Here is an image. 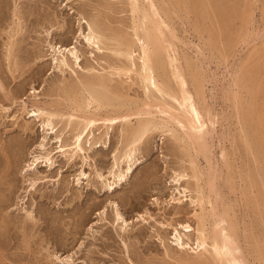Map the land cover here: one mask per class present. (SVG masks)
I'll list each match as a JSON object with an SVG mask.
<instances>
[{"label":"bare ground","instance_id":"6f19581e","mask_svg":"<svg viewBox=\"0 0 264 264\" xmlns=\"http://www.w3.org/2000/svg\"><path fill=\"white\" fill-rule=\"evenodd\" d=\"M95 1V5L101 10H106L108 13L123 14L119 19L116 17L118 27H112L110 22L101 21L98 19L99 17L86 20L83 15V17L78 15L76 18L78 33L69 46L55 44L51 40L53 28L50 29V27L53 24L43 29L44 38H42L41 43L50 50L54 66L61 72L69 69L73 78L69 80V83L64 84V93L61 95L63 101L59 98H57L58 101L42 100L34 94L29 105L23 100L19 102L20 109L23 111L28 109L29 118L36 120L42 130L45 131L37 146L43 152L40 154L30 152L23 166H15L12 165L10 159L15 153H20L21 149L14 147L15 150L9 151V148L5 149L0 141V163L2 167L0 170V203L9 204L10 201V204H13L11 201L14 200L15 209L18 210L15 212H19L18 216H21L17 222L24 224V226L25 223H31L30 225L35 226L37 221L33 212L37 202L35 203V200L31 199L27 206L26 199L30 194H34V191L36 192L39 183L45 182V177L39 175L38 165L44 163L43 166L51 168L55 163L52 159L55 154L64 158L65 163L68 164L73 163L76 158L85 160L87 157L85 153L101 144V140L103 142L102 137H107L109 130L114 125L119 124L121 127V129L119 128L120 134L125 142L124 152L120 156H114L112 169L108 172L112 180L106 179L101 173L96 174V178L102 183L100 188L112 192L126 181L132 166L136 162L133 156L139 144L145 141L149 132L163 129L162 131L168 132L174 142H177L176 144L182 148L181 150H184L183 153L186 157L183 158L187 159L191 169L190 174L186 173L185 170L180 174L177 173L172 178V182L180 184V181L184 180L186 184H189L192 182L189 181L193 180L195 183L194 192L196 195L194 197L187 194L190 189L188 190L185 186L181 190L177 189L179 196L173 197V201L176 203L174 206L176 211L173 213L182 212L183 207H185L183 201H185L188 206L192 207L191 216L196 220L195 227L187 222L177 223L173 226V243L179 250V255L186 251V253H192L195 256L189 260L186 259L187 256L184 258L186 260L180 258L182 264H264V80L259 73V65L253 69L255 71H247V74L242 69L239 71L240 73L237 74L236 72V77L232 76L234 79L231 78V80L233 79V92L229 90L232 97L229 96L230 94L226 95V98L232 101L230 103L232 112L230 111L231 115L229 113V116L234 117L237 126V131H235L240 140V147L250 157L247 163L238 165L236 161H232L234 158L231 160V154L227 152L226 147L221 145L222 143L220 144V141L216 143L219 151L215 154L214 147L216 146L213 138L218 114L216 115L215 111L211 109L212 107L205 101L204 86L200 82L202 79L192 81V83L194 82L193 85H189L186 79V73H190L192 70L189 68L188 72H186L187 69L185 70L184 64L188 61L185 60V57L188 55L184 56L180 52L177 44L180 37L174 22L176 19L181 20V23L187 24L189 22L188 25L191 24L192 29L202 34V37L205 35L208 44L213 46L214 43L210 40L215 35L211 34L215 28L219 29L218 26L215 27L214 25L216 23L218 25L220 21L217 20L219 17L217 16L214 22V15H219L221 12L225 13L223 16L221 13V17L224 19H220L227 20L228 22L226 21L225 24L223 22V24L229 27L231 25L229 20H232L234 15L240 14V17L237 15V18H240L242 22V24L240 23L242 30H237L240 35L243 32L252 33L251 31L248 33L249 26L252 28L250 25L252 12L249 11V8L246 9L245 5L242 8L240 6L242 9L240 12L236 8L237 5L235 7L236 1L231 4L228 0V2H224V0H106L101 1V3L100 0ZM19 2L20 0H13L12 15L15 27L14 29L12 27L13 30L6 49V60L10 72L13 71L12 67L15 66L17 57L15 52L17 41L14 36L23 31V15L21 16L22 13L18 7ZM218 8L222 9H220L219 14H216L215 10H219ZM184 20H188V22H184ZM208 20L213 22L205 23ZM213 23L215 24L213 25ZM84 24L87 29L86 33ZM186 24L184 25L186 26ZM220 24L222 25V22ZM217 31L220 33V29ZM210 36L212 37L210 38ZM229 36V42L226 41L227 38L225 39L227 47L232 45V41H234V39L231 40L232 35L229 34ZM261 37H264V32L256 33L252 40L255 41V38ZM81 40L83 45L90 49L88 51L89 57L93 60H95L96 55L103 58V54L106 53V60L102 61L107 65L102 66L103 68L100 67L104 72H99L89 62L85 64V73L78 74L79 72L75 70L74 67L82 69L80 66L81 53L77 47V43ZM213 41L215 42V40ZM257 55L256 50L250 53V57L254 61L258 60ZM39 56L40 54L37 57ZM261 58L259 60H262ZM188 65L190 64L188 63ZM114 80L117 81L114 82ZM126 80H129L131 85H137L141 89L140 98H128L129 94L123 93ZM58 104L62 107L66 106L64 107L66 109L59 110ZM132 118L137 119L135 124H132ZM58 123L62 124L61 128H57ZM28 128L26 124L23 125V132H26ZM94 128L98 130L102 128V132L98 133L99 137H96ZM65 131L69 132V139L64 138L63 133ZM233 133L231 136L235 135L236 137V134ZM47 135L49 138L52 136V142L57 143L53 149L46 148ZM121 162L126 164L125 169L120 168ZM18 173L21 175L22 182L26 183L24 187L21 185L22 192L19 194L17 192L20 189L15 185V178L10 177V175L13 176ZM78 175L77 184L80 183L81 177L86 176V173L80 170ZM62 190L61 192H64L65 189L62 188ZM96 190L98 191V189ZM59 194H61L60 191ZM77 196L80 195L77 193ZM52 198L56 201V196ZM52 198L48 199L53 202ZM241 202L244 204H240ZM54 204L58 203L54 202ZM110 204L114 206L112 208V220L115 225H120V230H125L126 219L120 213L116 203ZM238 204L244 206L245 210L255 217H250V219L252 222H254L253 219L257 221L258 226H256L258 228L255 227V224L250 228V225L249 231L256 228L255 232L259 230L256 235L251 231L249 234L248 232L245 234V227H240L244 219L239 217L241 219L239 221L238 215H235L237 211L234 213V210L239 211ZM0 206L4 208L3 205ZM3 208L1 209L3 210ZM8 214L9 212L7 216ZM1 215L4 216V214ZM248 215L244 216L246 221ZM140 218L145 220L143 215H140ZM252 222L249 221V224ZM247 225L248 221L245 226ZM1 226L4 227L3 224ZM24 226L21 227L24 228ZM22 233L27 234L26 231ZM191 236L195 238L193 239ZM242 236L248 242L249 247L246 245L249 248L248 252L245 251L247 247L245 248V244L241 241ZM24 242L21 244L24 245ZM166 250L169 251L168 248ZM1 255L6 257L4 253ZM48 256L51 257L50 261L58 263L71 260L70 257H62L57 252L50 253ZM48 256L47 258H49Z\"/></svg>","mask_w":264,"mask_h":264},{"label":"rangeland","instance_id":"374dc122","mask_svg":"<svg viewBox=\"0 0 264 264\" xmlns=\"http://www.w3.org/2000/svg\"><path fill=\"white\" fill-rule=\"evenodd\" d=\"M101 1L104 2L106 0H100L99 2L101 3ZM228 1L231 4L234 1L238 2L237 4L235 3V7L237 5L236 8L240 12L244 5L246 9L249 8V11L252 12L250 21L252 28L249 26L250 30L248 33L250 31L252 33L246 34V32H243L240 35L237 33V30H242V22L240 18H237L238 14L234 15L232 20H229L231 22L229 27L224 26L227 20L223 21L220 19H224V17H221V13L222 16L225 14L219 12L222 8L216 9L217 12L215 10V13L220 14L213 17L214 22L217 16H219L217 20L222 22V25L220 21L218 25H216L217 23H213L215 27L218 26L220 29V33H217L219 29L215 27V31H212L211 35H215L213 37L210 36V38L212 37L210 41L214 43L213 46L208 44L204 37L205 35L202 37V34L192 29L191 24V26L188 25V20H184V22H188L187 24L181 23L179 19H176L174 22L176 23L177 33L180 37V40L177 41L181 50L180 52L184 56L188 55L185 57V60H188L187 64H184L185 70L187 69L186 72L189 69L192 70L190 73H186V79L189 85H193L197 79L199 81L202 79L200 82L204 86L203 91L205 90V93L203 92V95L205 94L204 96H206L205 101L212 107L211 109L215 111L214 113L218 114V119L215 123V136L213 138L214 145L216 146V143L220 141V144L222 143L221 145L226 147L227 152L231 154V160L234 158L233 162L236 161L238 165H242L244 162L247 163L250 157L240 147L241 144L237 137V126L234 117L229 116V113L231 115L232 112L230 107L232 101L228 100L226 95L230 94L229 96L232 97V93L229 91L233 92L234 86L232 80L240 73L241 69L244 72L246 71L247 74V71H251L259 65V73L264 80V58H261L264 57V37L255 38V41L252 40L256 33L261 34V32H264V0ZM94 2L96 3L95 0L93 2H90V0H20L18 7L22 13L21 16L23 15V31L14 36L17 41L15 45L17 57L16 64L12 67L13 71L10 72L6 60V49L8 39L15 27L12 15L14 4L13 0H0V84L2 85L0 88V141L5 146V149L9 148V151H12L14 147L15 149H21L20 153H15L11 157L12 165L23 166L30 152L32 154L43 152L37 146L45 131L42 130L36 120L29 118L27 114L28 109L25 111L20 109L19 102L23 100L29 105L34 94L42 100L58 101L60 99L63 101L61 95L64 93V84L69 83V80L73 78L69 69L61 72L54 66L50 50L41 43L42 38H44L43 29L53 24L50 27V29L53 28L50 36L51 40L55 44L69 46L73 43L78 33V22L76 19L78 15H83L86 20L99 17L98 19H101V21L107 20V22H110L112 27H118L119 24H117L116 19L121 18L123 14L108 13V11L97 7ZM239 10L238 13H240ZM30 13L31 15H29ZM211 21L208 20L205 23L210 24L213 22ZM84 31L85 33L87 32L85 24ZM229 34L232 35L231 40L234 39V41H232V45L230 44L231 46L227 47L225 39L227 38L226 41L230 40ZM77 44L79 53H81L80 66L82 68L74 67L79 72L78 74L85 73V64L88 62L94 65L99 72H104L102 68L107 65L104 62L106 60V53L103 54V58L96 55L95 60H93L89 57L88 51L90 49L83 45L82 40ZM253 50H256L258 53V60L256 61L250 57V53ZM39 54L40 56L37 57ZM225 55L226 58H224ZM260 58L262 60H259ZM231 78L233 79L231 80ZM116 81L114 80V82ZM128 81L126 80L124 83L125 89L123 93L125 95L129 94L128 98H140L141 89L137 85H131L130 81ZM192 81L194 82L192 83ZM64 107L58 104L59 110L63 111ZM136 122L137 119L132 118V124ZM25 124L29 128L26 132H23L22 129ZM61 126L62 124L58 123L57 128H61ZM234 126L236 129H233L235 128ZM97 128H94V132L95 135L97 134L96 137H99L98 133L102 132V128L99 130ZM119 128L121 129L119 124L114 125L109 130L108 136L102 137L103 142L101 140V144L85 153L87 157L83 161L80 158H76L73 163L68 164L65 163L64 158L55 154L52 158L55 163L51 168L43 166L44 163L38 165L37 170L39 175L45 177V182L39 183L36 192L34 191V194H30L27 197L28 199H26L27 206L30 204L29 201L31 199L35 200V203L37 202L36 206L34 205L35 211L33 212L37 221L35 226L30 225L31 223H25L24 226V224L17 222L21 216H18L19 212H15L18 210L15 209L14 200L11 201L13 204H10V201L8 202L9 204L0 203V205L4 206V208L0 206L3 208V210L0 208L1 214H4V216L0 214V262L3 260L2 264H182V258L183 260L187 258L189 260V258L195 257L194 254L186 253V251L179 255V250L176 249L173 243V226L177 223L187 222L194 227L196 226V220L191 216L192 207L188 206L187 202L183 201L185 207H183L184 210L182 212L176 213L179 215L173 213L176 211L174 207L176 203L173 201V197L179 196L177 189L181 190L184 186L188 190L190 189V192L187 194L192 197L196 194L194 192L195 183L193 180L189 181H192L189 183L190 185L186 184L184 180L180 181V184L172 182V178L177 173L180 174L185 170L186 173L190 174L191 169L187 163V159L183 158L186 157L185 153H183L184 150H181L182 148L176 144L177 142H174L168 132L162 131L163 129L149 132L145 141L139 144L133 156L136 162L132 166V170L128 174L126 181L112 192L100 188L102 187V183L98 181L96 174L101 173L106 179L112 180L108 172L112 169L114 156H120L124 152L125 142ZM232 133L236 134V137L235 135L231 136ZM63 136L69 139L70 134L65 131ZM51 137H47V149H53L57 145V143L52 142L53 139ZM230 139L235 141L233 142ZM214 151L215 154L219 151L217 146L214 147ZM1 168L0 163V170ZM120 168L125 169L126 164L121 162ZM80 170H83L86 176L81 177L80 183L77 184L76 179L79 176ZM10 177L15 178V185L20 189L17 194L21 193V185L22 187L26 185V183L22 182L21 175L18 173L13 176L10 175ZM62 188L65 189L64 192H61ZM59 191L61 194H59ZM53 193L56 195L54 194L53 196ZM77 193L80 196H77ZM51 195L52 197L56 196V201L53 200L54 198ZM47 197L52 198L53 202ZM231 197H233L232 194ZM54 202L58 203L59 206L58 204H54ZM112 202L116 203L120 213L126 219L127 225L125 230H120V225H115L112 220V208L114 207L110 204ZM242 205L238 204V207H240L239 211L234 210V213L237 211L235 215H238L239 221L241 217L245 220L244 222L242 219V223L240 222L242 226L240 225V227H245V234L247 232L249 234L251 231V233L254 232L256 235V232L259 231H254L258 228L257 221L253 219L254 222H252L250 217H255L251 215L252 213L246 211ZM8 212L10 216L9 214L7 216ZM140 215H143L145 220H142ZM245 215H248L247 226H245L247 223ZM3 217L5 220L7 219V222ZM249 221L252 223L249 224ZM2 224L4 227L1 226ZM18 224L19 227L24 226V228H19ZM254 224L256 228L252 229L253 231H249L250 225V228H252ZM25 227L28 228L26 229ZM21 230L24 233L26 231L27 234H23ZM241 231L243 232V229ZM244 233L243 235H245ZM194 236H191V238L194 239ZM243 237L241 241L245 244L243 245L246 248L248 242ZM21 242H24L26 246L29 245V248L25 246L26 249ZM248 247L245 250L247 252ZM167 248L170 253L166 250ZM53 252H57L62 257H70L71 260L64 263L50 261L51 257L48 255ZM2 253L8 259L4 258L1 255ZM185 257L186 259H184Z\"/></svg>","mask_w":264,"mask_h":264}]
</instances>
